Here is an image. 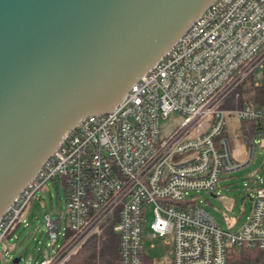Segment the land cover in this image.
I'll return each mask as SVG.
<instances>
[{
	"label": "built area",
	"instance_id": "built-area-1",
	"mask_svg": "<svg viewBox=\"0 0 264 264\" xmlns=\"http://www.w3.org/2000/svg\"><path fill=\"white\" fill-rule=\"evenodd\" d=\"M263 81L264 0H215L118 107L67 133L0 218V244L25 223L35 192L60 180L68 224L60 232L61 219L45 216L48 236L61 243L38 264H63L108 220L119 264H142L145 238H168L170 264H225L232 248L264 250V184L256 182L236 230L220 227L192 194L214 192L221 173L236 168L223 135L227 116L249 125L250 156L264 136V98L247 100ZM170 113L182 120L161 136L160 120Z\"/></svg>",
	"mask_w": 264,
	"mask_h": 264
},
{
	"label": "water",
	"instance_id": "water-1",
	"mask_svg": "<svg viewBox=\"0 0 264 264\" xmlns=\"http://www.w3.org/2000/svg\"><path fill=\"white\" fill-rule=\"evenodd\" d=\"M214 1L0 0V218L67 133L118 107Z\"/></svg>",
	"mask_w": 264,
	"mask_h": 264
},
{
	"label": "rangeland",
	"instance_id": "rangeland-1",
	"mask_svg": "<svg viewBox=\"0 0 264 264\" xmlns=\"http://www.w3.org/2000/svg\"><path fill=\"white\" fill-rule=\"evenodd\" d=\"M260 81V79H258ZM249 94V93H247ZM177 113H170L160 120L161 136L170 134L181 122ZM248 124L235 117H226L224 136L228 139L235 169L229 173L222 172L214 192L199 191L192 193L196 203L213 216L217 224L230 230L238 229L250 212L253 188L256 182L264 184V136L254 143L252 155L246 141ZM61 219L60 232L68 224L65 190L60 180L48 181L45 186L35 192L27 207L23 210L21 223L14 231V237L6 238L0 244V264H38L45 255L55 252L61 238L52 240L48 236L45 216ZM152 220L151 205L146 209L144 230ZM168 238H145L144 254L157 264H168L172 254V245ZM53 246L51 247L50 245ZM20 257L18 263L14 258Z\"/></svg>",
	"mask_w": 264,
	"mask_h": 264
},
{
	"label": "trees",
	"instance_id": "trees-1",
	"mask_svg": "<svg viewBox=\"0 0 264 264\" xmlns=\"http://www.w3.org/2000/svg\"><path fill=\"white\" fill-rule=\"evenodd\" d=\"M262 84L255 89L254 96L249 95L247 100L254 97L256 101H261L264 98V81ZM118 242V235L113 230V220H108L102 226L100 235L90 236L63 264H119ZM142 260V264H157L145 254ZM225 264H264V250L232 248Z\"/></svg>",
	"mask_w": 264,
	"mask_h": 264
}]
</instances>
